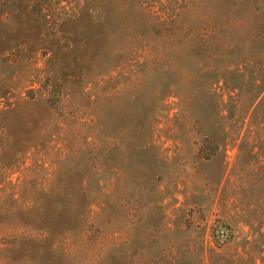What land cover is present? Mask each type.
<instances>
[{
	"label": "rangeland",
	"instance_id": "rangeland-1",
	"mask_svg": "<svg viewBox=\"0 0 264 264\" xmlns=\"http://www.w3.org/2000/svg\"><path fill=\"white\" fill-rule=\"evenodd\" d=\"M159 2L0 0V264H264V0Z\"/></svg>",
	"mask_w": 264,
	"mask_h": 264
},
{
	"label": "trees",
	"instance_id": "trees-1",
	"mask_svg": "<svg viewBox=\"0 0 264 264\" xmlns=\"http://www.w3.org/2000/svg\"><path fill=\"white\" fill-rule=\"evenodd\" d=\"M153 2H155V0H151ZM168 0H160L159 2V8H160V13L159 14L161 17H164L165 15H171V17H174L177 13L178 10L177 8L174 6L173 8L168 7V5L166 4ZM257 8L259 9V7L257 6ZM254 11L256 10V8H253ZM160 17V18H161ZM260 97L259 102H264V86L261 89V91L258 93V95L254 98L252 104L257 100V98ZM254 109H245L243 112H241V109H234V113H232L231 116V127H235L237 125H240V128H242L245 124L247 127H249V123H251V117L254 113ZM233 117V118H232ZM257 130H261L264 132V112L262 113V115L260 116V122L259 125L257 127ZM262 139L264 140V136L262 137ZM212 144V141L208 138H206L203 141V145L201 146V148L199 149V152L204 151V144ZM210 146V145H209ZM209 148V147H208ZM214 154V152L212 153H208L206 154L205 158L206 159H210V157Z\"/></svg>",
	"mask_w": 264,
	"mask_h": 264
}]
</instances>
